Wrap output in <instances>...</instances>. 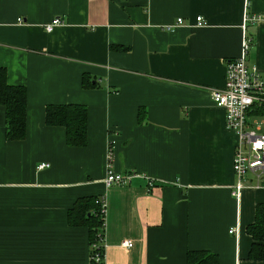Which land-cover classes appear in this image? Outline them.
Returning a JSON list of instances; mask_svg holds the SVG:
<instances>
[{
    "label": "crops",
    "instance_id": "0c3cea01",
    "mask_svg": "<svg viewBox=\"0 0 264 264\" xmlns=\"http://www.w3.org/2000/svg\"><path fill=\"white\" fill-rule=\"evenodd\" d=\"M248 36L264 76V0H0V68L27 96L24 140L0 106V264H94L89 227L69 222L91 197L106 204L100 264H264L248 234L264 180L234 196L238 137L211 98ZM62 105L86 108L85 146L47 124ZM109 151L110 170L141 177L107 188Z\"/></svg>",
    "mask_w": 264,
    "mask_h": 264
},
{
    "label": "built area",
    "instance_id": "2783aa9c",
    "mask_svg": "<svg viewBox=\"0 0 264 264\" xmlns=\"http://www.w3.org/2000/svg\"><path fill=\"white\" fill-rule=\"evenodd\" d=\"M248 17V20H254ZM198 25L206 24L201 16L197 17ZM183 18L178 19L182 23ZM62 24L59 17H55L45 25L47 32H52L54 28ZM253 39L246 37L243 41L242 52L239 56L229 59L227 62L226 80L223 88L214 89L211 98L214 105L225 111V122L228 130L234 132L238 137V144L235 150L233 170L237 178L234 196L238 197L240 191L245 187L247 177L250 173H255L257 185H261L264 180V118L252 119V110L264 104V76L257 65H250L248 57ZM257 117V116H256ZM113 154L108 153V174L105 185L110 188L115 185H128L135 178L141 177L138 172H128L126 174L116 173L111 169ZM49 168L48 164H41L39 170ZM148 179V178H147ZM150 189L155 186L153 179H148ZM101 207L103 219L106 213L104 199L97 202ZM104 228V226H103ZM234 229L230 230L233 234ZM124 247L132 248L131 241H125ZM91 260L94 264H100L105 258L104 234L99 233L95 242L90 244Z\"/></svg>",
    "mask_w": 264,
    "mask_h": 264
},
{
    "label": "trees",
    "instance_id": "16d2710c",
    "mask_svg": "<svg viewBox=\"0 0 264 264\" xmlns=\"http://www.w3.org/2000/svg\"><path fill=\"white\" fill-rule=\"evenodd\" d=\"M86 85V82H84ZM0 106L6 113V137L10 141L24 140L26 137L27 96L22 87L11 86L7 82V72L0 68ZM251 114L264 117V104L252 110ZM50 126H63L67 130L68 143L72 146H85L87 135V111L80 105L50 106L46 115ZM100 198L79 200L69 213V222L73 226L87 225L90 230V244L96 241L104 226ZM248 234L253 239L249 254L251 261H264V204L256 207L255 222L249 226ZM203 264L204 260L193 261Z\"/></svg>",
    "mask_w": 264,
    "mask_h": 264
}]
</instances>
